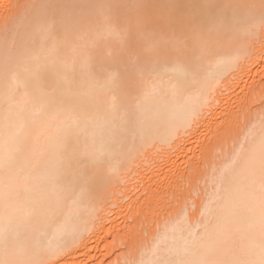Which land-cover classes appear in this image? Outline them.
I'll list each match as a JSON object with an SVG mask.
<instances>
[{
  "label": "bare ground",
  "instance_id": "bare-ground-1",
  "mask_svg": "<svg viewBox=\"0 0 264 264\" xmlns=\"http://www.w3.org/2000/svg\"><path fill=\"white\" fill-rule=\"evenodd\" d=\"M36 9L12 45L0 40V264H86L144 159L197 135L223 89L252 72L264 0ZM232 169L206 227L177 231L147 264H264V126Z\"/></svg>",
  "mask_w": 264,
  "mask_h": 264
},
{
  "label": "rangeland",
  "instance_id": "rangeland-1",
  "mask_svg": "<svg viewBox=\"0 0 264 264\" xmlns=\"http://www.w3.org/2000/svg\"><path fill=\"white\" fill-rule=\"evenodd\" d=\"M78 1H81L82 3H89L96 0ZM98 1L104 3L108 2L109 4L115 6H123L128 12L135 13L136 10H138V2L140 0ZM39 2L41 3V0H0V40H3L2 43H5V47L9 46V44L12 45L17 37V30L21 29V24L26 21V19H31L33 11L36 12V8H38L40 5ZM255 34V40H253L254 37L252 38L254 43L258 39L259 40L256 42L258 44L260 43V41H264V38H260V29L258 34L257 32L254 33V35ZM253 46L250 45L249 47L252 49V51H254ZM260 47L262 50L264 49L263 45H260ZM259 53L261 54V57ZM263 53L256 52V54H253L248 58L247 61H250V64L252 62V64L250 65L248 63L247 66L249 67L250 65L249 69L252 68L250 70L252 72H249L248 74H246V70H242V72L245 71V76L248 75L249 77H244V73L242 74L240 72V77L243 76L244 79L242 77L241 80H239L240 77H234V81H232L233 83L230 81V85L228 84L227 86V88H230L231 90L229 91V89L226 88L225 90L223 89L224 93H220V96L222 95V100L217 101L220 103L216 104V110L214 109V114L210 113L213 115H207L208 118L206 117V121L203 124V127L198 131L197 135H192V137L187 135L186 138H188L189 141L187 143H181V149L178 147L174 150L172 147V149L169 147V149L167 148V150H165V154L163 153L165 152L164 148L163 151L158 148L160 151H157L158 149H156L155 151H153V153L155 152V154H151L152 156H148V158L146 157V159H144L145 161L143 162V164H145V166L143 164L139 165L140 167H138L136 172L132 174L133 177L131 175V181L123 184L125 187L123 186L122 188H124V190H127L128 193L127 191H125L123 192V196L119 195L120 197H122L119 198L121 202H118L115 207H112L115 214H112L113 212H110L111 214L109 213L110 216L107 214V218L110 219L108 226H106L107 229H105V231L103 230L104 232L102 231V234H99L100 236L98 235L99 237L96 236L97 238H94L95 247L93 245V250L88 253L87 256H84V263L140 264L141 262V264H147L149 263V258L155 254V248H161V254L162 252L166 253L165 247L168 245V243L172 242L174 238L173 234L175 233L176 235L177 231L181 232L183 230L181 233H183L184 235H188L191 233H188V231H193V228L195 229V231L199 232V229L202 230L206 227V225L211 220L210 218L212 217V203L214 205L217 202V199L214 196H216L219 192L220 187L224 183L223 181H225L230 176V173L233 170L232 168H234V166L237 164L240 155L248 146L250 139L258 136L264 126ZM254 56H258V58L256 57V59L258 60L254 61L255 59H252L254 58ZM254 64L257 65V67ZM250 73L251 75H249ZM237 80L240 82V84ZM226 90L228 92H226ZM237 99L239 103L237 102ZM186 141L187 140H185V142ZM173 150L175 153L172 152ZM237 154L239 156H237ZM236 156L237 159H235ZM190 166L191 168H189ZM182 168H184V170ZM162 172L163 174L159 175ZM153 175L156 176L153 177ZM152 181H154V183ZM167 184L168 186H172V189L168 190L170 187H168ZM174 185L176 186L174 187ZM139 187L141 188L138 189ZM130 188L133 190H130ZM142 190H144V192L142 193L144 194V197L141 199L140 196L142 194L138 197V193H141ZM173 190L175 191V193ZM132 193L133 196H130L132 195ZM127 195H129L130 198L124 199V196ZM167 197L170 200L166 199ZM136 199L137 201L134 202V200ZM143 199L145 200L143 201ZM208 207L210 208L208 209ZM109 219L106 221H109ZM206 221L207 224H205ZM177 223L179 225H177ZM181 223L182 225L180 226ZM172 226H174L175 228ZM201 226L204 228H202ZM189 227H191V229H188ZM165 231H167L168 233ZM162 234H164V236L165 234H167V236L164 237ZM126 239L128 241H126ZM164 239L166 242L164 241ZM163 243L165 246L160 245ZM102 244H104V246H102ZM103 248L104 250H102ZM137 256L140 258H138Z\"/></svg>",
  "mask_w": 264,
  "mask_h": 264
}]
</instances>
